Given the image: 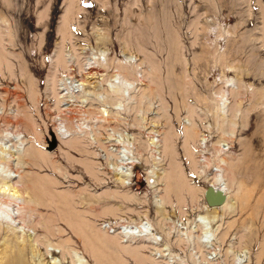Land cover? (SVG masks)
I'll list each match as a JSON object with an SVG mask.
<instances>
[{
  "label": "rangeland",
  "instance_id": "374dc122",
  "mask_svg": "<svg viewBox=\"0 0 264 264\" xmlns=\"http://www.w3.org/2000/svg\"><path fill=\"white\" fill-rule=\"evenodd\" d=\"M0 175V264H264V0H0Z\"/></svg>",
  "mask_w": 264,
  "mask_h": 264
},
{
  "label": "bare ground",
  "instance_id": "6f19581e",
  "mask_svg": "<svg viewBox=\"0 0 264 264\" xmlns=\"http://www.w3.org/2000/svg\"><path fill=\"white\" fill-rule=\"evenodd\" d=\"M101 54H103V52L101 53ZM103 57V56H102ZM104 58V57H103ZM106 58V57H105ZM127 58V57H126ZM99 61V60H98ZM104 61V60H103ZM120 62V61H119ZM102 63V62H101ZM108 63V62H107ZM103 64V63H102ZM104 64H106V63H104ZM87 65V64H86ZM90 67H92V66H90ZM109 67V66H108ZM114 68V67H113ZM150 69V68H149ZM116 70V69H115ZM151 70H153V69H151ZM150 70V71H151ZM117 71V70H116ZM84 72V71H83ZM96 73V72H95ZM115 73V72H114ZM119 73V72H118ZM149 73H152V72H149ZM139 75V74H138ZM141 76V75H140ZM107 78V77H106ZM109 79H111V81L110 82H112L113 84L110 86V94H112L113 96H115V97H119V99L120 100H123V101H125L128 97H129V89L130 88H128L129 86H128V82L125 80V79H123V77H120L118 74H117V72H116V75H113L112 76V78L110 77ZM116 79H119V81L117 80V82H114ZM107 80V79H106ZM83 85V84H82ZM105 89V88H104ZM82 92V94H84V95H89V92L87 93V91H81ZM92 95V94H91ZM96 96V95H95ZM85 97V96H84ZM221 98V97H220ZM91 99V98H90ZM223 99V98H222ZM221 99V100H222ZM82 101V100H81ZM104 101V100H103ZM105 102V101H104ZM123 103V102H122ZM121 104V103H120ZM116 106H118V105H116ZM103 112H105L106 110L105 109H103L102 110ZM56 135H58V137L60 138V137H63L61 134H59V133H56ZM13 141V140H12ZM20 141V140H19ZM154 142V139L152 138L151 139V141H150V144H152ZM28 152V151H27ZM121 152H118V154H120ZM28 155V154H27ZM118 156V158H120V155H117ZM10 159V158H9ZM22 160V159H21ZM137 158H135V157H133V158H129V160H128V162L127 161H125L126 163H128V167L126 168V170H124V171H122V170H118V169H116L114 172L118 175V180L119 181H122V183H125V180H127L129 177H131L132 176V169H133V166L137 163ZM125 162H124V164H125ZM218 171V170H217ZM149 175H148V177H147V183H148V185L150 184V180H149V177H151L150 176V172H147ZM220 174V173H219ZM219 174H215V175H213L211 178H210V181H209V183L208 184H210L211 186H213V187H217V188H219V189H221V190H223L224 191V193L226 194V197H228V195H227V187H226V185H225V183H224V181L222 180V178L220 177V175ZM18 175H14V176H12L11 178H15V177H17ZM21 177V176H20ZM8 178H10V176L8 177ZM7 178V176L6 175H0V194L2 193V194H7V195H9L11 198H13V200H14V202H17V203H19V205H21V204H24L25 203V199L23 198V195H21L20 193H19V188L17 187L18 186V184H13V183H11V184H9L10 183V179H8ZM209 179V178H208ZM22 181V180H21ZM22 185V184H21ZM24 185V184H23ZM169 189V188H168ZM204 191V190H203ZM229 192V191H228ZM203 194V193H202ZM7 198V197H6ZM226 202H227V198H226V201H225V203L223 204V205H221V206H219V207H211V206H207L205 203L203 204V210L205 211V212H207V213H211V212H213L215 209H217V208H221V207H223L224 205H226ZM17 203H16V205H17ZM1 206H2V204H1ZM13 210V209H12ZM2 215H5L7 218V221H9V222H11V221H13L14 220V217L15 216H13V213H11V212H9L8 210H5V209H3V208H1L0 207V221H3V217H2ZM204 220V216H200V217H198V219L197 218H195L194 220H193V222L195 223L194 225V227H196L198 230H199V237H198V243H202V241H201V238L203 237V236H205L208 232H209V229H208V227H207V225L205 224L206 222L205 221H203ZM6 221V222H7ZM138 228H141L140 226H138ZM197 230V231H198ZM28 243V242H27ZM206 243H208V241L206 242ZM76 254V253H75ZM76 263L77 264H84V261L82 260V259H79V257H77L76 258Z\"/></svg>",
  "mask_w": 264,
  "mask_h": 264
},
{
  "label": "water",
  "instance_id": "95a60500",
  "mask_svg": "<svg viewBox=\"0 0 264 264\" xmlns=\"http://www.w3.org/2000/svg\"><path fill=\"white\" fill-rule=\"evenodd\" d=\"M54 146L53 141L50 148L52 149ZM202 188L204 189L202 197L207 206L219 207L225 203L227 197L223 190L205 182L202 184Z\"/></svg>",
  "mask_w": 264,
  "mask_h": 264
},
{
  "label": "built area",
  "instance_id": "2783aa9c",
  "mask_svg": "<svg viewBox=\"0 0 264 264\" xmlns=\"http://www.w3.org/2000/svg\"><path fill=\"white\" fill-rule=\"evenodd\" d=\"M201 146H204V144H201ZM219 149H220V148H219ZM217 170H218V166L215 165V166H213L211 173L213 174V173H215ZM144 225H146V223L141 224L140 227H141V228H144V227H143ZM146 227H148V226H146ZM141 228H140V229H141Z\"/></svg>",
  "mask_w": 264,
  "mask_h": 264
}]
</instances>
